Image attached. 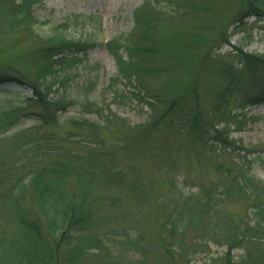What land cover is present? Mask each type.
Returning a JSON list of instances; mask_svg holds the SVG:
<instances>
[{
    "label": "rangeland",
    "instance_id": "1",
    "mask_svg": "<svg viewBox=\"0 0 264 264\" xmlns=\"http://www.w3.org/2000/svg\"><path fill=\"white\" fill-rule=\"evenodd\" d=\"M145 1L45 0L42 5H34V14L38 18L34 27L39 36L55 35L56 28L61 27L59 24L67 22L72 15H79L80 18L73 19L62 33L68 39L92 38L98 45L88 50L87 60L78 64L77 70L61 71L65 84L58 92L52 93V96L63 94L75 98V103L65 111L51 115L46 121L33 116L23 120L8 132L10 137L0 144V155L6 152L11 155L15 143L21 141L12 135L15 131L28 128L27 134L40 133L59 139L61 142L55 144L54 150L58 151L56 153L61 160H67L68 156L84 155L89 148L96 149L109 162V167L112 163L117 170L140 182V189L144 188L138 199L119 188L104 193L106 197L115 195L122 200L119 207L125 216L115 222L127 228L135 237L141 231V246L159 244V217L163 203L172 206L183 191L197 192L200 186L223 184L224 176H229L227 171L233 177L237 174V162L247 159L243 164L244 170L264 181V102L237 108L243 100L244 89L249 86L245 79L246 72H242L244 79L241 81L244 91L237 95L232 93V102L227 107V111L233 110V114L242 112L234 118L227 112L224 117L209 115L218 103L217 91L228 80L224 68L234 61V57L228 53L235 55L236 47H242L244 51L264 55V18L253 16L245 18L243 24L234 23L245 0L156 1V6L163 13L164 27L156 34L161 51L153 63L162 68L164 75L152 82L156 96H159L154 114L144 102L135 99L129 81L116 78V61L105 45L113 38L127 35L133 30L134 11ZM227 28L228 33L224 30ZM223 30L224 37L229 38L230 43L215 45V38ZM8 37L0 35V62L16 66L26 77L33 78L37 71L34 49L41 47L42 38H32L28 32L20 31L14 33L15 43H8L13 42L6 39ZM208 53H214L213 57L202 60ZM169 77L172 87L164 83ZM178 79L188 87L182 98L174 88ZM30 95L32 92L24 86L0 85V106L8 103L14 105ZM173 101H178L181 109L178 114L181 123L178 124L168 122L173 118L175 120L177 113L176 116L166 114ZM89 102L94 106L86 109L84 103ZM32 107L42 110L36 103ZM96 108L103 112V117L94 111ZM114 113L125 121H108L107 116ZM150 113L155 121L146 124ZM79 116L99 121V133L70 122V118ZM197 119L203 120L201 136L195 133ZM227 120L230 126L225 129L222 122L226 123ZM227 135L232 142L224 146L219 141ZM93 141L97 144L94 145ZM101 142H104V147ZM24 156L12 155L8 168H0V237L16 231L14 221L5 212L7 206L3 195L7 187L31 170L34 163L23 160ZM221 163L227 170L219 168ZM73 178L69 189L76 186L77 180ZM173 180L178 187L173 186ZM240 206H231V212L245 216L246 211ZM195 236L196 233L192 232L187 242L190 244ZM226 250V247L212 245L211 252L199 253L193 264H203L221 256ZM242 254V249L233 251L235 258ZM142 257L139 249L121 245L114 247L109 257L88 255L82 261L88 264H144ZM149 262L151 264V260ZM178 263L187 264L182 258Z\"/></svg>",
    "mask_w": 264,
    "mask_h": 264
},
{
    "label": "trees",
    "instance_id": "2",
    "mask_svg": "<svg viewBox=\"0 0 264 264\" xmlns=\"http://www.w3.org/2000/svg\"><path fill=\"white\" fill-rule=\"evenodd\" d=\"M156 1L146 0L135 9V24L130 33L105 44L116 61V78L129 81L135 99L144 102L154 114L159 96H156L152 82L164 75L162 68L153 63L161 51L156 34L164 27L163 13L156 6ZM44 2L0 0L2 37L9 36L6 39L13 40L14 33L20 31L28 32L32 38H42L43 41L41 47L36 48L38 50L34 49L37 71L33 78L26 77L16 66L0 62V85L24 86L32 92L19 103L0 106V144L10 137L8 132L23 120L33 116L46 121L51 115L65 111L75 103V98L63 94L52 96V93L58 92L65 84L61 71L77 70L78 64L87 60L88 50L98 45L92 38L68 39L62 33L73 19L80 18L79 15H72L67 18V22L59 24L61 27L56 28L55 35L39 36L34 27L38 18L33 7ZM253 16L264 18V0H245V3H241L234 23L243 24L245 18ZM228 29H224L226 33ZM224 30L215 38V45L230 43L229 38L224 37ZM8 43H15V39ZM213 55L208 53L202 60L211 59ZM228 55L233 56L234 61L224 68L228 80L217 91L218 103L210 111L211 116L224 117L227 112L234 118L242 112L233 114V110L227 111L233 99L232 93L237 95L245 90L243 100L237 107L240 109L264 102V55L244 51L242 47H236L235 55L232 52ZM243 71L247 73L245 79L249 85L244 90L241 88ZM164 83L172 87L170 77ZM174 88L179 91V98L188 91L180 79L175 82ZM34 103L42 110L33 108ZM178 103L173 101L171 107L166 109V114L171 113L173 116L177 113L175 120L173 117L168 120L171 124L181 123ZM93 106L91 102L84 103L86 109ZM94 111L103 117L99 108ZM151 113L146 124L155 121ZM107 117L110 122L114 119L125 121L124 118L116 117L115 113ZM69 120L94 133L100 124L85 116ZM202 123L203 120L198 119L195 122L198 136L202 135ZM222 123L225 129L229 128L228 120ZM27 130L15 131L12 135L21 141L15 143L11 155L9 152L0 155V168H8L12 155L24 154L23 160H32L34 163L31 170L7 187L3 195L7 206L5 212L14 221L16 231L13 234L4 233L0 237V264H88L82 261L83 257H109L113 248L121 245L139 249L144 264H150V260L151 264H179L181 258L187 264H193L199 253L211 252L212 245L226 247L227 250L203 264H264V181L244 170L243 164L247 159L236 163L237 174L234 177L229 171L226 172L229 176H224L221 181L223 184L200 186L197 192L183 191L172 206L163 203L159 217V244L141 246V231L135 237L127 228L115 222L125 216L119 207L122 200L115 195L106 197L104 194L119 188L138 199L144 190L139 188L140 182L117 170L112 163L109 167V162L94 148H89L84 155L68 156L67 160H61L57 156L58 151L54 150L55 144L61 142L59 139L40 133L27 134ZM228 142H232L229 135L219 141L224 146ZM101 143L104 147V142ZM93 144L97 142L93 141ZM219 168L227 170L223 163L219 164ZM72 178L77 183L74 189H69ZM172 184L178 187L175 180ZM233 205H241L246 215L231 212L230 207ZM192 232L196 236L189 244L187 238ZM238 249H242L243 254L235 258L233 251ZM153 255L158 257H150Z\"/></svg>",
    "mask_w": 264,
    "mask_h": 264
}]
</instances>
